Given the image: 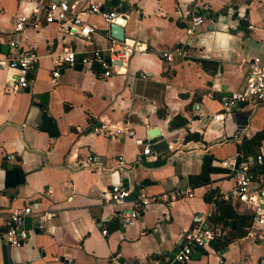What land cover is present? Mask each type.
<instances>
[{
  "label": "crops",
  "instance_id": "0c3cea01",
  "mask_svg": "<svg viewBox=\"0 0 264 264\" xmlns=\"http://www.w3.org/2000/svg\"><path fill=\"white\" fill-rule=\"evenodd\" d=\"M63 1L124 14L115 22L123 40L144 50L130 57L124 74L102 79L98 68L81 62L108 44L109 27L99 16L85 17L95 28L89 42L42 21L15 32V18L31 16L39 0H0V64L14 53L10 42L38 57L25 72L32 80L26 91L10 92L20 72L0 65V235L9 212L33 209L24 221L25 244L0 239V264H177L180 230L205 223L210 203L230 195L233 169L221 163L242 162L236 146L264 129V103L217 117L220 98L243 87L247 64L264 58V0ZM194 16L202 24L192 26ZM63 47L73 50L75 63L58 67L53 78L52 60ZM176 48L183 57L161 58ZM99 126L126 128L133 137L106 136L95 131ZM150 130L156 133L148 137ZM145 146L148 156L141 153ZM259 154L264 158V142ZM89 155L98 157L99 168L80 166ZM113 185L132 196L184 188L193 195L153 203L121 227L119 213L131 203L112 204ZM252 187L264 189L259 172ZM239 204L238 213L251 215ZM40 216L46 218L41 225ZM261 260L264 235L235 240L220 252L210 245L184 264Z\"/></svg>",
  "mask_w": 264,
  "mask_h": 264
},
{
  "label": "built area",
  "instance_id": "2783aa9c",
  "mask_svg": "<svg viewBox=\"0 0 264 264\" xmlns=\"http://www.w3.org/2000/svg\"><path fill=\"white\" fill-rule=\"evenodd\" d=\"M120 7V4H117ZM96 15L109 27L110 24H116L118 20H123L124 14L117 11L100 10L96 4H87L83 8H78L76 2L69 3L67 1H58L56 3L39 0L37 9L33 10L31 16L18 15L13 22V31L21 32L25 28H36L42 21L45 24L57 25L66 35L76 37L85 42H89L92 35L95 34V28L86 23L85 17ZM201 16H194L191 19L192 26L202 24ZM107 46L105 48L95 49L90 52V58H82L83 65L96 66L99 70V76L102 79H109L113 75L124 74L130 57L138 53L144 48L137 41H117L110 35L106 36ZM9 47L14 53L5 62L1 63L2 67L19 71L20 73L11 81L10 92L26 91L31 79H27L25 72L31 70L37 62V55L31 50L18 51L17 44L10 42ZM48 56L52 55L50 50L47 51ZM182 49H173L171 51H163L160 53L164 61L170 62L175 57H183ZM54 70L51 73L53 78L58 74V67L62 65L72 66L75 63V53L69 47H63L60 53L54 56ZM247 76L243 87L228 96L220 98L221 114L217 117H228L232 110L242 105H259L264 103V58L262 62L253 58L247 64ZM112 129V130H111ZM106 136H125L133 137V131L126 128H105L99 126L95 130ZM137 144H141L139 140ZM143 156H148L150 150L145 146L141 151ZM140 160V159H138ZM252 163L260 170L259 174L264 176V158L258 153L251 158ZM118 161H122L121 158ZM99 159L96 156L89 155L80 162L81 167L99 168ZM222 166L233 169L234 185L230 195H223L216 198L217 201H229L234 199L241 204L248 206L251 210V225L246 230L243 238L254 239L256 236L264 235V189L253 188L254 174L247 166V162L233 163L224 161ZM193 192L190 188L180 190H171L159 195H146L143 191H137L133 194L128 188L121 185H113L109 190V199L114 205H122L130 200V208L119 213L120 226L124 227L134 221L143 210L153 203L168 204L172 200L185 199L192 197ZM210 212L207 218L215 210V202L209 205ZM33 214L30 206L17 208L9 212L3 219V231L0 239L8 246L19 247L26 243L28 239V231L24 228V221ZM206 218L205 223L195 225L190 229H181L179 235V247L173 257V261L177 264H184L189 260L192 253L197 250H206L217 238L224 234V229L220 223L210 224ZM46 220L45 216L38 217L41 225ZM101 234L106 235L105 231ZM105 264H109L106 262ZM264 264V260L260 261Z\"/></svg>",
  "mask_w": 264,
  "mask_h": 264
},
{
  "label": "trees",
  "instance_id": "16d2710c",
  "mask_svg": "<svg viewBox=\"0 0 264 264\" xmlns=\"http://www.w3.org/2000/svg\"><path fill=\"white\" fill-rule=\"evenodd\" d=\"M94 68H97L95 65ZM264 142V129L255 133L250 138L241 139L240 143L236 146V151L241 155V160L248 162V158H253L259 153V148ZM253 174H257L260 170L254 167L250 169ZM215 202V210L207 218L210 224L220 223L224 229V234L211 243V248L215 251H223L225 247L231 242L241 239L245 236L246 230L251 225V215L240 214L237 210L240 208L238 201L230 199L229 201Z\"/></svg>",
  "mask_w": 264,
  "mask_h": 264
},
{
  "label": "water",
  "instance_id": "95a60500",
  "mask_svg": "<svg viewBox=\"0 0 264 264\" xmlns=\"http://www.w3.org/2000/svg\"><path fill=\"white\" fill-rule=\"evenodd\" d=\"M109 34L112 38H114L117 41H123V31L122 28L117 24H110L109 25ZM156 132L154 130H150V132L147 133V136L150 137Z\"/></svg>",
  "mask_w": 264,
  "mask_h": 264
}]
</instances>
